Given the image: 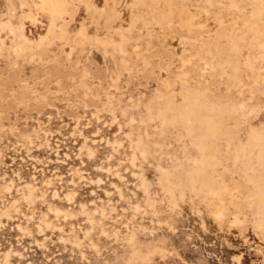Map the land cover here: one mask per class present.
<instances>
[{
	"label": "rangeland",
	"instance_id": "rangeland-1",
	"mask_svg": "<svg viewBox=\"0 0 264 264\" xmlns=\"http://www.w3.org/2000/svg\"><path fill=\"white\" fill-rule=\"evenodd\" d=\"M258 1L64 0L50 15L38 0H0V264H264ZM111 6L117 22L95 32L87 9ZM184 9L210 24L189 34ZM240 103L246 118L230 109ZM206 157L239 223L214 217Z\"/></svg>",
	"mask_w": 264,
	"mask_h": 264
},
{
	"label": "bare ground",
	"instance_id": "bare-ground-1",
	"mask_svg": "<svg viewBox=\"0 0 264 264\" xmlns=\"http://www.w3.org/2000/svg\"><path fill=\"white\" fill-rule=\"evenodd\" d=\"M38 1L41 3L42 8L46 7V9H47L46 13H48L50 15H53V14L63 15L65 13L64 0H38ZM83 2L87 6L88 4H90L92 2V0H83ZM263 3H264V0H259L257 2V4H259V5L263 4ZM231 4H233V3H231ZM259 13H261V12L259 11ZM207 14L217 15L218 13L209 11V12H207ZM242 15H243V21H245V22H243V24H244V23H246V20L249 16L246 14H242ZM86 19H87V21H89L88 23L90 25H93V27L95 28V32H98V30L101 31L102 29L105 30L106 32H108L117 22L118 12L114 8V6L109 7L105 12H101V11L98 12V11H95L94 9L89 7L87 9V12H86ZM28 20L30 21L32 19L29 18ZM100 21L102 22V24H100L101 23ZM36 22H38V21H36ZM209 24H210V22L206 23L205 25H201V23H199V22L198 23L194 22L191 13L187 9H184L180 12L178 26L185 28L189 34H193V33L197 34L201 30H204ZM219 24H222L221 20H219ZM248 24H250L251 30L254 32V34H256L258 36H260L262 31L264 30V24L262 23V21L249 22V20H248ZM83 34H84V31L81 29L80 32H78L77 37H80ZM223 34H224V32H223ZM209 37H213V35H208V36H206V38L204 36H201L200 37L201 43H207L208 42L207 40ZM239 39H240V37H239ZM27 40L28 39H26V41ZM42 40H43V38L40 36L39 40L33 41L34 47H35L34 51H41V54L45 50V45L43 44ZM197 41H199V39H196L195 37H193V38L191 37V39L188 40L187 44L189 43L190 45H193ZM256 47L259 50L264 52V40H259L256 44ZM18 50L21 51V53H23V54L27 53V50H24L22 48H20ZM15 51H17V50H15ZM260 57L264 58V55H261L258 58H260ZM253 59H256V57H253ZM182 62L185 63L184 60ZM222 62L226 63L227 61L224 58ZM206 68H208L207 64L205 66V69ZM237 68H238L237 65H234L232 67L233 71H232V74L229 76V79H231V81L236 83L237 85L242 86L241 78H239V76L236 73ZM259 78H260L259 73L255 72L254 84L257 83V79H259ZM256 91H259L260 94H264V89L256 88ZM233 105L234 104H231L230 106H233ZM243 107H244L243 103H240L236 107H232L230 109H233L234 111H241L240 115L243 118H246L247 117V111L243 110ZM185 108H186V106L184 103H180L178 105V110L180 111L179 115H185L186 114ZM205 108L206 107L201 105V106H198V110L196 111L199 114V116L201 117L200 118L201 122H204L205 120H207V117H208ZM252 111H253V109H250V112H252ZM235 113H238V112H235ZM191 116H192V114L189 115V119L194 118ZM27 139H29V137ZM29 143H31V142H29ZM137 148L141 151L138 144H137ZM134 159H135V155H134V153H132L131 154L132 163H133ZM204 162L205 163H203V165L201 166L202 170H201V172L199 170L198 174L203 178L202 183H203L204 190L206 191V193L209 196H212L214 198L213 204L216 208V210L214 212V217L218 220H221L224 218V215H225L224 211H226L227 214L231 215V218L233 219L232 224L236 223V222L239 223L238 222L239 221V217H238L239 212L236 211L237 206H238L237 197L233 196V193H231L232 189H230L229 186L227 184H225L223 177L220 176L221 174L217 173L215 171V169L213 168V166L215 165L214 159L206 157ZM131 165H133V164H131ZM207 167L211 169V170L208 169L210 171L209 173L203 171V169L207 168ZM116 175H117V173H116ZM165 179H167V178H165ZM98 182H99V179H98ZM178 182H179V180L177 181V183ZM235 182H236L235 184L239 183L237 181H235ZM166 183H168L169 185L166 184V186L163 187L164 191L172 194L173 188H171V187H174V185L172 183L167 182V181H166ZM142 185H143V188L145 189L146 187L144 186V184H142ZM6 188H7L6 190L8 191L9 187L6 186ZM54 194L56 195V192ZM250 196L252 197L253 194L250 193V195L247 198H249ZM69 197H70L69 195H66L67 199ZM259 199L261 201L262 197L260 196ZM137 208L138 207H136V209ZM49 210H51L55 215H58L60 213V211L57 209H49Z\"/></svg>",
	"mask_w": 264,
	"mask_h": 264
}]
</instances>
